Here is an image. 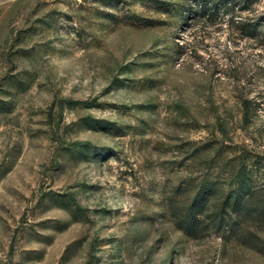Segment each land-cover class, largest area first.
<instances>
[{
    "label": "rangeland",
    "instance_id": "374dc122",
    "mask_svg": "<svg viewBox=\"0 0 264 264\" xmlns=\"http://www.w3.org/2000/svg\"><path fill=\"white\" fill-rule=\"evenodd\" d=\"M0 264H264V0H0Z\"/></svg>",
    "mask_w": 264,
    "mask_h": 264
},
{
    "label": "trees",
    "instance_id": "16d2710c",
    "mask_svg": "<svg viewBox=\"0 0 264 264\" xmlns=\"http://www.w3.org/2000/svg\"><path fill=\"white\" fill-rule=\"evenodd\" d=\"M239 199V194H237L236 195V200H238ZM202 201V200H201ZM201 201H199L198 199H197V201H196V205L198 206V207H201L202 206V202ZM192 208H195V207H192Z\"/></svg>",
    "mask_w": 264,
    "mask_h": 264
}]
</instances>
